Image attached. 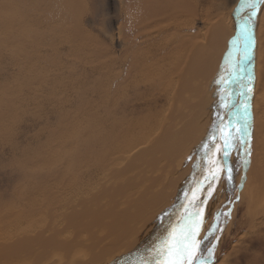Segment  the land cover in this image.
<instances>
[{
  "label": "bare ground",
  "instance_id": "bare-ground-1",
  "mask_svg": "<svg viewBox=\"0 0 264 264\" xmlns=\"http://www.w3.org/2000/svg\"><path fill=\"white\" fill-rule=\"evenodd\" d=\"M120 1L118 54L109 44L101 49L84 31L83 25L92 22L84 0H52L49 6L57 11L41 4V15L28 17L29 36L24 30L9 34L10 40L29 42L26 49L11 51L10 66L19 72L51 66L59 74L71 73L76 83V78L86 77L74 74L75 65L85 74V66L96 64L89 73L99 74L103 85L90 95L106 100L107 111L95 116V122L105 127V156H92L84 171H80L83 166L66 160L59 166L65 178L60 177L58 190H47L55 209L43 210L45 222L26 218L37 216L43 208L33 192L0 195V211L9 210L0 215V264H31L26 257L35 255L39 260L43 257L39 251L46 252L44 246L60 250L66 264H152L158 238L169 226H178L184 215L172 219L174 210L201 185V201L208 196V169L215 155L216 165L223 159L224 137L233 123L228 152L232 151V165L240 156L244 167L243 201L251 218L257 206L264 207V3L251 22L254 44L246 65L252 74V91L246 102L242 75V95L238 93L229 103L227 85L236 35L219 15L211 20L207 11L201 17L197 8L205 0ZM199 17L206 23L204 32L192 28ZM243 70L245 74L244 63ZM246 123L250 140L243 131ZM41 159L45 167L53 161ZM212 194L197 238L203 226L214 220L218 192ZM80 248L85 250L82 255Z\"/></svg>",
  "mask_w": 264,
  "mask_h": 264
},
{
  "label": "rangeland",
  "instance_id": "rangeland-1",
  "mask_svg": "<svg viewBox=\"0 0 264 264\" xmlns=\"http://www.w3.org/2000/svg\"><path fill=\"white\" fill-rule=\"evenodd\" d=\"M51 1L0 0V195L6 198L12 193L28 196L33 192L34 198L43 208L37 216L26 215V218L29 221L39 220L40 223L47 220V215L43 212L44 209L47 211L46 207L55 209L47 190L53 192L62 186L59 179L65 176L61 175L59 166H63L66 160L69 164L77 163L83 166L80 171H84L92 156H105L103 138L105 127L95 122V116L104 115L107 111V102L99 101L96 95H90L92 90H98L103 85V78L99 74L89 73V68L96 64L85 66V74L82 67L75 65L74 74L81 72L87 78L75 77L76 83H72L71 73L59 74L51 66L46 70L37 67L34 71L32 68V71L26 73L10 66L13 58L12 49H26L29 42L25 41V38L23 41L17 38L10 40L9 34L17 35L24 30L23 33L29 36L28 17H39L41 11L38 8L41 4L46 10L50 8L53 9L52 11H57L56 7L49 6ZM205 1L202 2V7L197 8L201 17L203 18L207 11H210L211 20H216V16L219 15L235 35L234 15L240 8L242 0ZM84 3H88L87 6L92 14V22L83 25L84 31L96 39V44L101 49L109 44L118 54L121 48V40L118 36V28L122 22L121 1L84 0ZM201 17L194 20L192 28L204 32L206 23ZM32 29L36 31L37 28L34 26ZM231 43L232 40L230 42L232 46ZM52 58L55 61L56 57L53 53ZM248 60H244L246 102L249 95ZM62 62L65 60L62 59ZM31 63H35V60H31ZM246 75L247 79H245ZM115 100L119 102L120 95H117ZM235 114L236 109L231 115V120L232 117L234 119ZM233 128L234 123L230 132ZM249 146L250 142L247 143V149ZM231 153L232 151L225 160V167L231 168L232 179L227 182L223 178L218 179L214 186L212 193L218 192L213 207L214 220L203 226L201 235L197 238L202 241L200 254L206 258V264H248L250 260L255 259L261 261L259 264H264V207L257 206V210L251 213L254 218L249 216V210L243 201L244 167L240 156L232 165ZM249 156L251 154H247V168L250 164ZM214 157L212 168H215L218 160L217 155ZM41 158L43 160L52 158L53 161L51 165L45 167L40 162ZM51 171H56L60 175H49ZM74 173L76 176L78 171ZM220 175L222 177L224 174L221 172ZM195 193L197 195V192ZM192 195L193 192L189 195V200ZM197 196L200 197V193ZM211 196H206L207 203L206 205L203 203L202 207L204 211ZM8 211L1 210L0 215ZM222 213H227V216ZM213 246L212 257L208 259L207 250ZM43 248L46 252L39 251L42 258L37 260L35 255H31L26 257V261L31 264H66L61 259L60 250L50 246ZM234 249L238 252H233ZM84 251L80 248L81 255Z\"/></svg>",
  "mask_w": 264,
  "mask_h": 264
},
{
  "label": "snow or ice",
  "instance_id": "snow-or-ice-1",
  "mask_svg": "<svg viewBox=\"0 0 264 264\" xmlns=\"http://www.w3.org/2000/svg\"><path fill=\"white\" fill-rule=\"evenodd\" d=\"M261 3H264V0H242L241 7L243 8L246 6L247 9L250 10L245 13L247 19L241 29L244 45V60H248L251 47L254 44V39L251 34V22L252 17L256 15L257 7ZM233 44H236L235 39ZM251 79L252 74L249 72V82ZM251 91L252 89L249 83L248 92L251 93ZM243 111L245 121H247L249 116L247 104L244 105ZM229 123L231 124V121ZM237 130L239 131L240 129ZM243 131L250 140V132L247 123ZM221 132L223 134V129H221ZM228 137H231V132L224 137L222 149L223 159L220 160V168L208 169V176L206 179H208L209 182L206 190L209 196H211L214 190V181L223 178L227 182L232 179L230 175L232 171L231 168L225 167V160L229 154L228 149L232 146ZM241 143H243V141H241ZM246 151L248 155L251 154L250 146ZM245 163H247V161H245ZM221 172L224 174L222 177L220 175ZM201 202L206 204L207 199L204 198L203 201H201V197H198L196 193L193 192L192 199L189 201L188 206L185 207V212L181 217L179 225L169 226V228L165 229V234L159 237V242L154 245L152 249V264H206V258L200 254L202 241L197 239L203 223L204 209L200 206ZM222 215L227 216V213H222ZM213 251L214 246L207 250L208 259L212 257ZM140 264H147V262L141 261Z\"/></svg>",
  "mask_w": 264,
  "mask_h": 264
},
{
  "label": "water",
  "instance_id": "water-1",
  "mask_svg": "<svg viewBox=\"0 0 264 264\" xmlns=\"http://www.w3.org/2000/svg\"><path fill=\"white\" fill-rule=\"evenodd\" d=\"M242 5V4H241ZM258 8V7H257ZM250 11L247 9L246 6L243 8L240 6V8L237 10V12L234 15V23H235V35H236V44L234 48L235 55L233 56V60L231 62V69H230V76L229 81L227 85V97L230 99L229 103L232 100H235V96L238 95L242 91V75H244L243 70V57H244V45L242 42V35H241V29L246 22V15L245 13ZM239 89V90H238ZM242 95V92L240 96ZM217 169L220 168V164L216 165ZM204 186H200L199 189H197V193H200V191L203 189ZM189 199H185L173 212L171 218H178L179 216H182L185 212V207L188 206ZM174 219V220H175ZM169 220V219H168ZM133 264V263H132Z\"/></svg>",
  "mask_w": 264,
  "mask_h": 264
}]
</instances>
